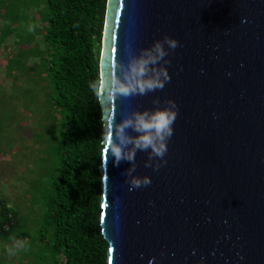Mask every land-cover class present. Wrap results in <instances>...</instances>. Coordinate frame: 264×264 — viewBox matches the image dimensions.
<instances>
[{
	"label": "water",
	"instance_id": "obj_1",
	"mask_svg": "<svg viewBox=\"0 0 264 264\" xmlns=\"http://www.w3.org/2000/svg\"><path fill=\"white\" fill-rule=\"evenodd\" d=\"M157 41L169 80L160 73L162 89L121 96L138 82L130 65L156 56ZM101 84L109 140L135 113L175 111L169 101L177 111L163 162L150 149L119 166L103 158L108 264H264V0H109ZM129 136L125 127L131 148Z\"/></svg>",
	"mask_w": 264,
	"mask_h": 264
},
{
	"label": "trees",
	"instance_id": "obj_2",
	"mask_svg": "<svg viewBox=\"0 0 264 264\" xmlns=\"http://www.w3.org/2000/svg\"><path fill=\"white\" fill-rule=\"evenodd\" d=\"M32 1V6L39 10L36 13L46 24L45 48L40 51L31 47L37 30L35 16L31 34L16 33L24 28L21 17L16 14V32H4L1 39L5 41L16 34V38L24 40L29 47L20 54L17 51L18 55L26 59L43 55L44 64L40 68L45 76L39 79L49 82L45 99H39L38 91L32 89V95L29 91L22 92V101L32 103L34 112H44L46 117H50L52 110L58 113L48 132L53 143L51 156L55 157L56 164L43 190L40 241L53 245L62 259L61 264H108L109 243L101 227L100 171L106 130L100 97L93 89L95 84L101 83L109 0ZM18 59L14 55L10 65H15ZM1 96H8V92ZM13 109L16 111L15 107ZM11 118H15L13 111L7 105L6 108L1 106L0 130L10 129L7 121ZM20 220L19 212L6 200H0V238L5 241L28 239L29 233L22 230Z\"/></svg>",
	"mask_w": 264,
	"mask_h": 264
},
{
	"label": "rangeland",
	"instance_id": "obj_3",
	"mask_svg": "<svg viewBox=\"0 0 264 264\" xmlns=\"http://www.w3.org/2000/svg\"><path fill=\"white\" fill-rule=\"evenodd\" d=\"M32 2L0 0V107L6 108L7 105L15 116L7 121L8 131L0 130V200H6L19 212L22 230L29 233V238L24 241L0 238V264H61L62 261L53 245L40 241L43 190L49 184L56 164L55 157L51 156L53 143L48 132L58 113L52 110L50 117H46L44 112H34L32 103L22 101V92L29 91L32 95V89L37 90V97L44 101L49 85V82L39 79L45 76L40 68L44 58L42 54L30 59L18 55L29 47L24 40L16 38V34L8 40L1 39L4 32H16V14L24 26L16 33L31 34L35 16L37 30L31 47L40 51L45 48L43 33L46 24L36 13L39 10L32 6ZM41 7L44 10L43 4ZM29 54L31 56L32 53ZM14 55L19 61L10 65ZM5 91L8 96H1Z\"/></svg>",
	"mask_w": 264,
	"mask_h": 264
},
{
	"label": "clouds",
	"instance_id": "obj_4",
	"mask_svg": "<svg viewBox=\"0 0 264 264\" xmlns=\"http://www.w3.org/2000/svg\"><path fill=\"white\" fill-rule=\"evenodd\" d=\"M163 44H167L169 49H175L178 46V41L168 36L164 37ZM162 42L157 41L155 44L156 56L149 54L147 57H143L136 60L130 65L132 71L135 74L137 83L132 86H122L118 91L123 97L131 96L132 94L145 95L149 91L156 89H162L164 83L159 80V74L163 73L164 80H169L168 74L163 68H159V61L163 59L168 53L164 50ZM147 51V50H145ZM169 63V62H166ZM154 68H158V73L155 78H148L149 74ZM97 96L100 97L103 94L104 86L101 83L95 84L94 89ZM112 96L116 95V90L111 92ZM175 111L165 107L157 108L154 110L144 111L142 113H135V123L131 121H125L120 126H114L113 135L116 137V141L109 140L106 136L103 143L105 145V151L103 158L106 159L109 152L114 157L113 164L119 166L122 161L133 162L136 151H149L150 158L156 156L164 157L167 152V141L173 135L172 125L177 117L176 104L174 101H169ZM125 127H131L132 131L136 133L135 137L129 136L128 143L131 144V148L128 144H125L123 140H120V134ZM103 135V134H102ZM146 167L151 166L146 163ZM160 165H157L158 169ZM151 180L149 177L134 178L131 181L132 188H138L141 185H149ZM131 190V189H130Z\"/></svg>",
	"mask_w": 264,
	"mask_h": 264
}]
</instances>
